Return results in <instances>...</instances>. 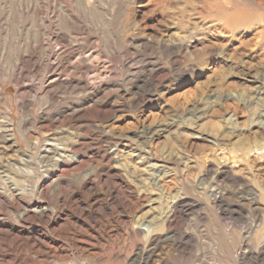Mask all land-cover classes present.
<instances>
[{"label":"rangeland","instance_id":"374dc122","mask_svg":"<svg viewBox=\"0 0 264 264\" xmlns=\"http://www.w3.org/2000/svg\"><path fill=\"white\" fill-rule=\"evenodd\" d=\"M0 264H264V0H0Z\"/></svg>","mask_w":264,"mask_h":264}]
</instances>
